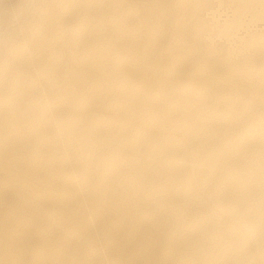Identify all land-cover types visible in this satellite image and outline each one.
<instances>
[{"label":"bare ground","instance_id":"6f19581e","mask_svg":"<svg viewBox=\"0 0 264 264\" xmlns=\"http://www.w3.org/2000/svg\"><path fill=\"white\" fill-rule=\"evenodd\" d=\"M0 264H264V0H0Z\"/></svg>","mask_w":264,"mask_h":264}]
</instances>
